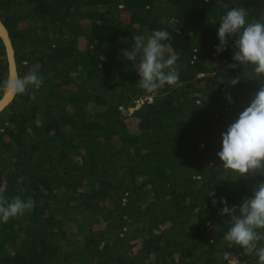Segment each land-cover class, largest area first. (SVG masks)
I'll return each instance as SVG.
<instances>
[{"label":"trees","instance_id":"1","mask_svg":"<svg viewBox=\"0 0 264 264\" xmlns=\"http://www.w3.org/2000/svg\"><path fill=\"white\" fill-rule=\"evenodd\" d=\"M235 7L264 21V0H0L19 75L43 77L0 112V193L35 201L0 222V264H228L224 250L258 264L223 239L220 198L238 208L264 182L217 155L262 79L228 67L233 38L217 52ZM155 30L169 33L180 78L150 93L124 50Z\"/></svg>","mask_w":264,"mask_h":264},{"label":"clouds","instance_id":"2","mask_svg":"<svg viewBox=\"0 0 264 264\" xmlns=\"http://www.w3.org/2000/svg\"><path fill=\"white\" fill-rule=\"evenodd\" d=\"M248 12L242 7H235L220 17L217 52L227 49L229 38H233L235 49L233 60L237 63L228 65L235 69L238 65L250 64L254 72L262 77L258 80L260 88L250 104L239 114L238 118L222 133V147L217 153L225 169L238 173L241 177L264 176V21L249 20ZM216 24V22H213ZM131 50H124V56L132 61L133 67L140 75L137 83L147 92H155L165 85L172 86L179 81L176 63L179 60L170 43L166 30H155L146 39L142 35L134 36ZM240 82L238 78L231 81L232 86ZM43 77L35 71L23 76L10 70L8 77L0 83V94H25L29 87L39 88ZM226 99L231 103L230 94ZM210 196L215 197L211 192ZM217 201L213 199L215 206ZM224 205L221 215L231 219V227L224 234L227 248L239 246L247 255H255L258 264H264V182L253 185V195L245 197L242 204L229 207L226 198L221 197ZM35 208V201L13 197L9 201L0 193V222L7 223L11 218L23 215ZM225 258H232L231 264H238L231 251L224 250Z\"/></svg>","mask_w":264,"mask_h":264},{"label":"water","instance_id":"3","mask_svg":"<svg viewBox=\"0 0 264 264\" xmlns=\"http://www.w3.org/2000/svg\"><path fill=\"white\" fill-rule=\"evenodd\" d=\"M0 39L4 45L6 58L8 62V75L10 70H15L18 72L16 59H15V49L12 44V40L8 29L0 20ZM16 95H3L0 97V112H2L10 103L13 101Z\"/></svg>","mask_w":264,"mask_h":264},{"label":"built area","instance_id":"4","mask_svg":"<svg viewBox=\"0 0 264 264\" xmlns=\"http://www.w3.org/2000/svg\"><path fill=\"white\" fill-rule=\"evenodd\" d=\"M147 100H149V102H151L152 101V98H148ZM142 104H143V100H139V101L136 102V107L138 108ZM133 111H134V109H130V112H133Z\"/></svg>","mask_w":264,"mask_h":264},{"label":"rangeland","instance_id":"5","mask_svg":"<svg viewBox=\"0 0 264 264\" xmlns=\"http://www.w3.org/2000/svg\"><path fill=\"white\" fill-rule=\"evenodd\" d=\"M235 260L238 262V260H237V259H235ZM228 264H231V261H230Z\"/></svg>","mask_w":264,"mask_h":264}]
</instances>
